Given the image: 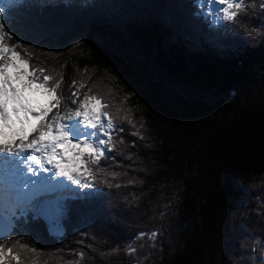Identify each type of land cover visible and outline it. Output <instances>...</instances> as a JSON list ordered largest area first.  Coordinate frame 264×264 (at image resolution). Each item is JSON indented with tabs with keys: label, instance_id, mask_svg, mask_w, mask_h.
Masks as SVG:
<instances>
[{
	"label": "trees",
	"instance_id": "obj_1",
	"mask_svg": "<svg viewBox=\"0 0 264 264\" xmlns=\"http://www.w3.org/2000/svg\"><path fill=\"white\" fill-rule=\"evenodd\" d=\"M197 1L20 0L0 16L7 45L115 125L111 158L88 165L99 193L69 198L58 234L14 209L13 264H264V0L217 25Z\"/></svg>",
	"mask_w": 264,
	"mask_h": 264
},
{
	"label": "snow or ice",
	"instance_id": "obj_2",
	"mask_svg": "<svg viewBox=\"0 0 264 264\" xmlns=\"http://www.w3.org/2000/svg\"><path fill=\"white\" fill-rule=\"evenodd\" d=\"M17 2L6 0L0 7V15L7 14ZM209 3L226 5L216 9L221 14L220 19L225 21H234L239 11H246V0H209ZM5 37L13 39V34L6 23L0 22V177L4 180L0 184V202L7 201L22 213L31 211L34 218L51 219L55 224L63 215L69 198H86L99 193L98 189L84 191L95 188V176L88 165H99L102 159L111 158L108 154L113 151L115 125L111 115L104 111L109 105L88 93L79 104L77 99L71 101L77 105L75 108L49 118L64 99L58 92L63 78L50 84L52 76L44 75V69L31 66L14 50L23 46V42L17 39L15 45L9 46ZM71 87L76 88V81ZM79 91L76 88L72 96L78 98ZM25 93L49 96L48 106H39ZM29 124L31 128L25 135L24 126ZM145 235L154 239L157 233L141 232L138 238ZM4 251L5 245L0 243V258ZM7 251L11 253L12 249L7 248ZM125 251L132 255L137 249L129 242ZM12 258L19 264V254Z\"/></svg>",
	"mask_w": 264,
	"mask_h": 264
},
{
	"label": "rangeland",
	"instance_id": "obj_3",
	"mask_svg": "<svg viewBox=\"0 0 264 264\" xmlns=\"http://www.w3.org/2000/svg\"><path fill=\"white\" fill-rule=\"evenodd\" d=\"M52 1H62V0H52ZM6 2V0H0V7H2L4 5V3ZM20 2V0H18V2L16 4H14L11 8L13 10H15L16 8H18V3ZM199 8L201 9V14L209 19L211 21V23L213 25H217L222 23L225 20L220 19V15L216 12L217 8H222V7H226V5H214L209 3V0H198L197 1ZM234 10V9H233ZM1 16V15H0ZM21 71H23V66H20ZM15 70H10V72H14ZM26 96H29L30 99H32L33 101L38 102L39 106L41 107H46L48 106L50 97L47 95H40V94H30V93H25ZM73 99H77V104H79L80 101H82L84 99V96L80 95L77 97L74 96H70V97H64V99L61 101L60 105L58 106L57 109H53V111L49 114V118H51L52 116H55L57 114V112L59 113H64L66 112L70 107L71 108H75L77 105H73L71 103V101ZM76 186L73 185V188H75ZM0 214L2 215V217L4 218V220L11 222V218H16V214H15V210L17 209V213H21V210L19 208H17L15 205L13 204H9L7 201L4 202H0ZM13 209V210H12ZM33 214V213H32ZM34 215V214H33ZM47 221V223H49L50 225V230L52 233L54 234H58L59 233V226H58V221L54 224L52 222L51 219H47V218H43ZM0 264H13V260L9 258H0Z\"/></svg>",
	"mask_w": 264,
	"mask_h": 264
},
{
	"label": "water",
	"instance_id": "obj_4",
	"mask_svg": "<svg viewBox=\"0 0 264 264\" xmlns=\"http://www.w3.org/2000/svg\"><path fill=\"white\" fill-rule=\"evenodd\" d=\"M9 229V225L5 222V220L0 215V238L4 236Z\"/></svg>",
	"mask_w": 264,
	"mask_h": 264
},
{
	"label": "bare ground",
	"instance_id": "obj_5",
	"mask_svg": "<svg viewBox=\"0 0 264 264\" xmlns=\"http://www.w3.org/2000/svg\"><path fill=\"white\" fill-rule=\"evenodd\" d=\"M16 127L18 128V125Z\"/></svg>",
	"mask_w": 264,
	"mask_h": 264
}]
</instances>
